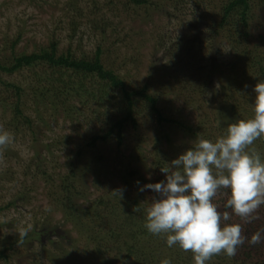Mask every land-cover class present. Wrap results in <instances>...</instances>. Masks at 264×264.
Here are the masks:
<instances>
[{
  "label": "rangeland",
  "instance_id": "rangeland-1",
  "mask_svg": "<svg viewBox=\"0 0 264 264\" xmlns=\"http://www.w3.org/2000/svg\"><path fill=\"white\" fill-rule=\"evenodd\" d=\"M150 1L153 7L128 0H0V64L10 66L15 57L51 44L57 56L89 61L100 48L104 69L113 71L127 91L147 86L166 117L198 136L174 124L157 126L148 103L138 98L132 107L136 124L124 126L122 144L113 135L89 148L90 139L108 127L107 121L91 114L96 100L74 97L54 111L46 105L36 107V89L50 88L52 82L58 86L59 73L47 65L0 72V130L13 136L10 144L0 147V252L6 254L0 264H133L139 258L124 260L123 253L113 251L114 243H105L107 239L110 252L99 256L97 246L78 226L64 222L63 209L55 201L62 198L57 185L69 174L74 154L84 151L74 174L81 193L76 206L83 210L102 195L120 198L114 192L118 189L124 190L122 200L136 197V185L126 187V174H120L127 166L140 173L143 184L155 183V153L169 162L196 139L214 141L230 123L252 117V88L262 79L256 78L258 69L251 73V60L264 63V0H250L247 26L234 12L221 27L228 0ZM2 82L21 90L20 104L32 127L11 130L8 107L17 96L15 88ZM85 85L104 88L96 77ZM106 91L101 110L117 117L126 103L119 89ZM2 102L7 104L5 111ZM70 106L73 114L67 117ZM247 150L264 161V136ZM43 171L50 181L43 179ZM223 198L218 193L213 199L219 211ZM230 215L229 222L240 225L244 242L233 256L222 251L206 264H264V238L253 245L245 238L247 230L253 235V228L264 237V204L248 220ZM22 230H27L24 239Z\"/></svg>",
  "mask_w": 264,
  "mask_h": 264
},
{
  "label": "trees",
  "instance_id": "trees-1",
  "mask_svg": "<svg viewBox=\"0 0 264 264\" xmlns=\"http://www.w3.org/2000/svg\"><path fill=\"white\" fill-rule=\"evenodd\" d=\"M128 1L135 6L153 7V2L150 0ZM249 3L250 0H228L219 26L221 27L227 18L234 12H238L242 24L247 26L249 20L247 17L250 6ZM100 56V48H97L94 59L90 61L87 59H76L70 54L57 56L56 45L51 44L49 48L42 49L38 53H26L15 57L10 66L0 64V72L12 74L23 68L27 69V67L30 68L34 66L47 65L49 69L54 70V73H59L61 77L55 80L58 83V86L50 81V83L52 82L50 88L49 86H45L36 89V107L38 106L41 108L46 105L50 108V110L54 111L56 108H65L66 104L74 97H87L88 99L96 100L98 105L91 111V114H95L99 119H104L105 117L106 119H102V121H107L108 127L106 132L101 133L100 135H94L90 139L87 143L89 148L95 147L98 142L107 141L113 135H116L119 140V144H122V131L124 126L127 123H130L132 126H135L136 124L132 107L134 101L138 98L143 99L148 103L151 112L155 116L157 126H163V124H174L178 127L186 129L187 134L191 133L192 136L198 137L188 126H184L183 123L176 119L166 117L158 107V99L148 93L147 86H144L139 90L127 91L124 82L116 76L113 71L104 69ZM251 64V73H253V69H258L259 71L256 78L264 80V63L254 62L252 59ZM65 75L68 76L67 80H63ZM94 77H96L101 84H103L104 88H98L96 90L86 88L85 84L88 79H93ZM75 78L77 79V82H72L71 80ZM2 85L6 88H15L16 91L17 100L14 104L9 105L8 107L9 112L11 113L8 125L11 130L18 132L20 129L22 130L23 127H32V119L26 115L24 116L22 104H20L21 90L6 83H3ZM110 88L119 89L126 103L124 110L121 111V114L117 117H112L106 113L103 114L101 110L105 105L103 101L104 97L108 95V91H106V89ZM2 103L1 110L5 111L7 109V104L5 102ZM234 109L235 107L232 108V110ZM72 110L73 108L70 106V109L67 110V117L69 114H73ZM36 111L37 110H35V112ZM48 147L49 146H46L45 148ZM83 152L84 151L81 149L74 154L72 162L69 164V174L62 178L57 185L60 193L59 196L62 195V198L57 196L58 198L55 201H58V206L63 209L62 213L64 216V222L74 223V225L78 226L80 232L83 231L85 236H87L88 239L97 246V253L99 256H105L107 252H110V248L107 249L105 246L106 244H104V240L107 239L105 243H114L113 251L118 252V254L123 253L124 260L127 261L133 257L140 259H135L133 264H160V261L167 257L171 260V264H179L182 259L184 260V262L182 261L183 264L193 262V254L190 250L185 251L178 245H173L169 248L165 242V235H153L146 230L144 227L145 209L154 193L148 190L149 193L142 195L141 192L138 191V186L135 182L139 181L142 185L143 183H146V181L138 171L133 170L129 166H127L124 170H121L120 174H126L125 178L122 176V178L125 179L123 184L126 187H130L133 184L136 185V197L131 200H122L116 195L107 198H104L102 195L89 203L85 209H79L78 206H76L77 204L75 200L81 195V193L78 191L74 174L78 168L77 163L81 161ZM6 153H8L7 149ZM163 156V154L162 156L159 155L158 152L155 153L154 156V171L159 176L155 182L164 179V173L162 171L169 167V164L167 163H170L172 160L170 159L168 162L169 158ZM160 157H163L164 159L162 160ZM94 164L95 162L93 165ZM86 168L89 169V167ZM85 170L87 171V169ZM41 174L43 179L47 178V180L49 179L50 181L51 177L48 178L47 172L43 171ZM219 193L225 197L223 198V205L220 211H227L231 213V209L225 207L228 199V191L224 189ZM13 204L14 202L9 203L7 206L10 207ZM257 232L258 231L253 228V234ZM249 234H251V232L247 230L248 237H245L246 242L249 245H253L250 243L251 236H249ZM50 235H52V233ZM183 255H186V257H183ZM5 257V252H0V259ZM212 257H214V255Z\"/></svg>",
  "mask_w": 264,
  "mask_h": 264
},
{
  "label": "clouds",
  "instance_id": "clouds-1",
  "mask_svg": "<svg viewBox=\"0 0 264 264\" xmlns=\"http://www.w3.org/2000/svg\"><path fill=\"white\" fill-rule=\"evenodd\" d=\"M252 92L251 118L230 123L214 141L198 139L170 161L162 171L163 180L143 185L135 182L139 192L154 193L145 209L146 230L164 234L169 248L178 245L190 250L194 264H206L222 251L233 256L244 242L240 225L230 223V213L219 211L213 202L221 190L228 191L225 207L246 220L254 218L252 214L264 204V161L247 150L264 136V80L256 82ZM12 141L11 133L0 130V147ZM123 191L114 192L122 198ZM26 234L22 230L19 235L22 239ZM262 238L257 232L250 243ZM160 264H171V260L164 258Z\"/></svg>",
  "mask_w": 264,
  "mask_h": 264
}]
</instances>
